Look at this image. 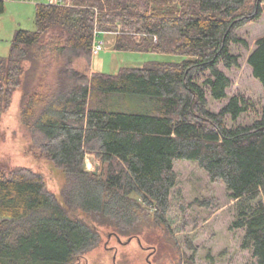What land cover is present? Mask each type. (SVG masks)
<instances>
[{
  "label": "trees",
  "instance_id": "1",
  "mask_svg": "<svg viewBox=\"0 0 264 264\" xmlns=\"http://www.w3.org/2000/svg\"><path fill=\"white\" fill-rule=\"evenodd\" d=\"M72 3L37 4V29L18 30L0 57V117L21 89V124L36 153L65 175L60 199L40 173L0 163V264H76L100 245V228L130 241L151 217L166 225L177 161L226 186L237 201L232 229L245 231L242 248L264 264V103L252 124L228 126L250 106L240 95L228 99L232 81L221 69L240 66L232 45L249 49L239 32L260 20L264 0ZM101 34L115 36L116 51L179 61L114 75L78 69L79 60L91 66ZM48 55L57 63L51 80ZM248 64L264 90V36ZM207 88L228 99L219 112L209 109ZM88 155L100 174L87 169Z\"/></svg>",
  "mask_w": 264,
  "mask_h": 264
},
{
  "label": "rangeland",
  "instance_id": "2",
  "mask_svg": "<svg viewBox=\"0 0 264 264\" xmlns=\"http://www.w3.org/2000/svg\"><path fill=\"white\" fill-rule=\"evenodd\" d=\"M40 1L5 0V11L0 13V57L9 56L12 40L18 30L33 32L36 27V9ZM249 42V49L232 45V52L239 56L240 66L222 71L231 79L228 99L234 95L245 97L250 109L237 121L227 117L228 126L250 125L258 118L264 103V90L252 74L248 64L251 51L259 38L264 36V14L256 23L244 26L239 32ZM104 50L93 56L87 66L79 60L75 66L88 73L114 75L128 67L139 68L151 61L175 62L179 58L166 54L120 52L113 49L115 36L101 34ZM46 75L54 78L57 63L47 56ZM29 67V64H26ZM40 72H43L41 70ZM209 73L201 75L203 83ZM22 90L15 92L10 109L0 117V163L8 167H27L40 173L50 191L61 199L65 175L49 160L36 153L28 131L21 124ZM209 109L219 112L228 99L216 101L207 88ZM87 169L100 174L101 162L95 155H88ZM175 172L178 184L172 191L171 208L166 225L156 223L151 217L145 223L143 234L132 240L110 235L111 230L100 228V245L86 253L76 264H257L251 249H243V229H232L237 218V201L222 182H212L199 166L190 161H177Z\"/></svg>",
  "mask_w": 264,
  "mask_h": 264
},
{
  "label": "built area",
  "instance_id": "3",
  "mask_svg": "<svg viewBox=\"0 0 264 264\" xmlns=\"http://www.w3.org/2000/svg\"><path fill=\"white\" fill-rule=\"evenodd\" d=\"M28 1H40L41 3L55 6L71 7L73 5L72 0H28ZM104 50L103 41H95L93 46V56L100 54Z\"/></svg>",
  "mask_w": 264,
  "mask_h": 264
},
{
  "label": "water",
  "instance_id": "4",
  "mask_svg": "<svg viewBox=\"0 0 264 264\" xmlns=\"http://www.w3.org/2000/svg\"><path fill=\"white\" fill-rule=\"evenodd\" d=\"M97 172H95V174H96Z\"/></svg>",
  "mask_w": 264,
  "mask_h": 264
}]
</instances>
